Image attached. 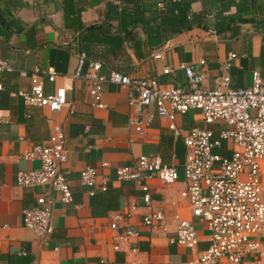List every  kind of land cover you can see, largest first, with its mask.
Returning a JSON list of instances; mask_svg holds the SVG:
<instances>
[{
  "label": "crops",
  "instance_id": "1",
  "mask_svg": "<svg viewBox=\"0 0 264 264\" xmlns=\"http://www.w3.org/2000/svg\"><path fill=\"white\" fill-rule=\"evenodd\" d=\"M82 7L80 21L84 26L103 22L106 7L119 6V0H73ZM188 5L189 20H200L205 27H192L174 35L162 46L149 49L142 45L135 51L133 41H142L139 29L133 32L132 42L126 45V57L114 67L101 66L106 74L115 70L131 79L154 78L160 84L177 88L186 87L179 64L204 61L203 89L213 87L219 65L230 54V87L249 84L252 72L264 80V0H184ZM60 0H0V59L7 61L14 71L0 73V264H184L207 247V231L195 222L197 246L194 251L169 243L174 226L168 224L166 232L155 233L140 223L147 210L142 205L143 192L132 182H119L114 178L115 167L129 165L139 156L156 155L166 165H173L178 180L162 185L156 180L148 183V194L154 209L168 218L176 211L188 218L185 205L179 197L183 189L182 164L185 147L182 135L191 128H204L216 136L225 129L221 123L206 125L197 111L176 114L174 126L181 130L174 137L168 130V121L155 116L140 135L126 127L129 107L125 91L111 84L102 86L101 101L104 108L90 106L89 89L81 79H72L77 68L75 32L65 28ZM221 30L211 34L213 25ZM159 54V58L154 55ZM85 56V55H84ZM87 61H93L86 59ZM119 62V61H118ZM51 68L56 74L52 83L43 81V91L51 94L54 87L65 89L68 107L48 114L23 104L16 96L28 91L29 78L19 77L34 69ZM169 68L170 72L162 71ZM84 71V69L82 70ZM43 113L58 123L65 136L66 162L63 165L72 201L60 202L57 192H50L54 200L51 217L52 234L46 245L25 229L21 210L34 204L41 192L37 188L18 187L15 176L20 171L38 169L37 162L17 157L33 145L45 143L47 128ZM221 149V154L228 152ZM105 162L107 168H101ZM95 168L99 176L107 178L104 192L96 185L89 195L78 183L79 172L85 167ZM99 181V179H98ZM132 205L138 207L131 211ZM119 214L120 227L138 233L132 239L135 253L122 248L115 232L109 229L112 216ZM117 245L118 250L113 247Z\"/></svg>",
  "mask_w": 264,
  "mask_h": 264
},
{
  "label": "built area",
  "instance_id": "2",
  "mask_svg": "<svg viewBox=\"0 0 264 264\" xmlns=\"http://www.w3.org/2000/svg\"><path fill=\"white\" fill-rule=\"evenodd\" d=\"M160 6L158 3L157 7ZM211 34L215 36L213 31ZM159 57V54L154 55V58ZM234 57L230 54L219 65L211 89L202 88L203 60L177 66L184 72L185 88L160 84L154 78L131 79L115 70L102 74L101 64L85 62L83 53L78 54L77 68L72 75V79H81L86 84L90 106L97 109L104 108L101 101L104 84L123 89L129 107L126 127L132 134H142L151 124L152 111L168 121L167 128L174 137L182 133L174 126L176 114L189 110L197 111L206 125L221 123L225 126L216 136L204 128H191L182 135L186 153L182 164L184 187L179 197L188 218L176 211L168 218L152 206L148 183L156 180L162 185H172L178 180L176 168L164 164L159 156H139L131 164L113 170L117 181L132 182L143 192L141 201L147 211L141 214L140 223L150 232L164 233L170 223L174 226V237L168 242L194 251L198 243L194 223L205 226L207 247L184 264H264V80L258 72H252L247 86L231 88L229 70ZM13 71L7 61L0 59V73ZM169 72V68L162 71L163 74ZM17 73L21 78H29L28 91L16 93L24 105L48 114L68 107V113H72L63 87H54L51 94L43 91L44 80L49 83L55 80L56 74L51 68ZM43 118L47 128L45 143L33 145L17 157L37 162L38 169L18 172L15 184L41 190L34 204L21 210V221L25 229L46 245L52 234L54 200L50 192H57L64 204L70 203L72 197L63 170L65 136L49 115L43 113ZM223 146L228 155L221 154ZM100 167L107 168L108 164L102 162ZM107 182L93 167L85 166L79 172V187L85 188L89 195L96 185L104 192ZM137 209L135 205L130 208L131 211ZM121 220V215H113L109 229L115 232L116 241L124 250L135 253L131 240L137 238L138 233L120 227ZM113 249L119 247L115 245ZM129 264L140 263L131 261Z\"/></svg>",
  "mask_w": 264,
  "mask_h": 264
},
{
  "label": "trees",
  "instance_id": "3",
  "mask_svg": "<svg viewBox=\"0 0 264 264\" xmlns=\"http://www.w3.org/2000/svg\"><path fill=\"white\" fill-rule=\"evenodd\" d=\"M60 1L64 26L76 34L75 50L106 67L123 62L126 45L132 42L136 29L143 34L142 41H133L138 54L142 45L156 49L176 34L192 27H205L200 20H189L188 5L183 3L184 0H119V6L106 7L103 22L88 26L80 21L82 7H76L73 0ZM158 3L160 7H157ZM220 28V24L213 25L215 35Z\"/></svg>",
  "mask_w": 264,
  "mask_h": 264
}]
</instances>
